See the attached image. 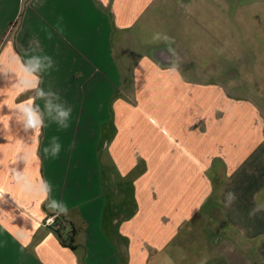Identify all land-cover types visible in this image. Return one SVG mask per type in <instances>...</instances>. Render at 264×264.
Masks as SVG:
<instances>
[{"label":"crops","instance_id":"0c3cea01","mask_svg":"<svg viewBox=\"0 0 264 264\" xmlns=\"http://www.w3.org/2000/svg\"><path fill=\"white\" fill-rule=\"evenodd\" d=\"M204 2L0 0V264H264V209L250 215L264 204V109L231 81L185 71V49L200 44L185 34L202 19L229 21L242 2ZM156 17L175 25L176 55L142 54L122 73L117 34L143 32ZM29 55L52 58L38 86L71 107L68 128L46 118L34 133L17 120L18 105L44 106L19 83ZM105 80L132 89L130 101L113 102L107 134ZM53 137L60 153L46 156ZM13 168L48 181L67 214L23 192ZM229 192L237 199L225 207Z\"/></svg>","mask_w":264,"mask_h":264},{"label":"rangeland","instance_id":"374dc122","mask_svg":"<svg viewBox=\"0 0 264 264\" xmlns=\"http://www.w3.org/2000/svg\"><path fill=\"white\" fill-rule=\"evenodd\" d=\"M241 2L240 9L233 6L228 10L229 21L224 20L222 16H220V20L215 19L214 21L202 19L205 27L197 28L194 33L185 34V41L190 39L192 42L198 43L200 40L198 49H185V53L192 61L185 71L190 76H200L199 80L231 81L233 91H237L243 96L257 97V101L264 109V0H241ZM201 3L205 4L204 0H201ZM217 4L220 3L217 2ZM220 5L222 9H225L222 4ZM200 9L202 12L205 10ZM157 17L146 30H143L144 33L117 34V40L114 43L117 47L115 56L120 63L122 73L123 71L127 73L128 70L134 71V66L141 57L140 55H154L158 48L167 50L163 42L152 40V36L156 32L174 37L173 48L180 45V39L172 30L175 25L171 22L165 25L160 24L161 19ZM123 75L125 80H128L129 76ZM128 84L129 82L126 81V86L116 90L112 82L107 80L100 82L101 89L107 96H110L107 105L112 118L106 119L101 124L104 125L106 134L111 132V125H115L112 113L113 102L119 99L127 101L132 99V89ZM235 84H238V87ZM217 229L221 228L217 226ZM200 233L202 236L208 234L203 229Z\"/></svg>","mask_w":264,"mask_h":264},{"label":"clouds","instance_id":"9594fccd","mask_svg":"<svg viewBox=\"0 0 264 264\" xmlns=\"http://www.w3.org/2000/svg\"><path fill=\"white\" fill-rule=\"evenodd\" d=\"M62 31V29L60 30ZM51 39V35L48 36ZM154 42H163L166 45L167 51L173 56L176 55L175 49L172 47L175 44V38L165 33L156 32L152 36ZM14 59H20L14 57ZM53 60L47 55H29L27 59L21 60L20 71L23 73V77L19 83L22 89L27 90L31 88L34 90L35 98L44 102L43 109L33 101L20 104L16 108L17 120L23 124L25 130L31 129L38 132L40 129L45 127V119L51 120L56 123L60 128L66 129L69 127V119L71 116V107L66 106L64 103L53 104V99L59 101L60 97L57 93L51 89L44 90L39 88L40 75L53 67ZM175 70V65L171 69ZM3 73V71H0ZM61 145L58 142L57 137H53L50 145L43 149L46 156L56 157L59 155ZM28 154L20 157L26 162ZM12 179L20 187V189L33 197H41L43 200L48 201V208L55 215L67 214L68 209L62 203L55 199H49L52 191L51 184L44 180L42 177L38 181H33L23 170L17 171L15 168L12 169ZM237 199L235 193L229 192L226 197L225 207H230L231 204ZM264 209V204H257L254 209L250 212V215H255L257 212ZM208 257H204L200 264H206Z\"/></svg>","mask_w":264,"mask_h":264},{"label":"built area","instance_id":"2783aa9c","mask_svg":"<svg viewBox=\"0 0 264 264\" xmlns=\"http://www.w3.org/2000/svg\"><path fill=\"white\" fill-rule=\"evenodd\" d=\"M47 224L53 226L56 229L61 227L60 223L57 222V217L55 215L48 217Z\"/></svg>","mask_w":264,"mask_h":264},{"label":"flooded vegetation","instance_id":"af4514ba","mask_svg":"<svg viewBox=\"0 0 264 264\" xmlns=\"http://www.w3.org/2000/svg\"><path fill=\"white\" fill-rule=\"evenodd\" d=\"M157 52L160 53L159 56H160L161 59H166V57L169 56V52H168L167 50L160 49V50H158ZM170 54H171V53H170Z\"/></svg>","mask_w":264,"mask_h":264},{"label":"trees","instance_id":"16d2710c","mask_svg":"<svg viewBox=\"0 0 264 264\" xmlns=\"http://www.w3.org/2000/svg\"><path fill=\"white\" fill-rule=\"evenodd\" d=\"M22 16H23V14H20V16L18 18V21L21 20Z\"/></svg>","mask_w":264,"mask_h":264}]
</instances>
